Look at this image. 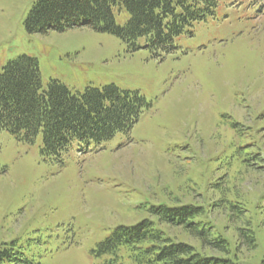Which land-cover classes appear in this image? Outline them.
Masks as SVG:
<instances>
[{
  "label": "rangeland",
  "instance_id": "374dc122",
  "mask_svg": "<svg viewBox=\"0 0 264 264\" xmlns=\"http://www.w3.org/2000/svg\"><path fill=\"white\" fill-rule=\"evenodd\" d=\"M35 1L0 0V73L27 56L44 90L50 80L73 93L115 86L149 108L127 133L75 141L60 160L40 154V135L27 143L1 130L0 248L35 264H132L126 250L118 261L94 251L118 226L149 220L199 254L264 264V0H213L212 13L158 56L85 28L29 34ZM113 14L119 26L128 19ZM221 200L242 206L239 220ZM187 205L209 215L227 253L150 212ZM244 229L254 231L253 249L239 239Z\"/></svg>",
  "mask_w": 264,
  "mask_h": 264
},
{
  "label": "trees",
  "instance_id": "16d2710c",
  "mask_svg": "<svg viewBox=\"0 0 264 264\" xmlns=\"http://www.w3.org/2000/svg\"><path fill=\"white\" fill-rule=\"evenodd\" d=\"M213 5V0H36L24 28L29 34L42 35L90 29L118 38L129 51H137L142 43L158 56L173 51L175 39L183 29L205 19L206 13H212ZM114 9H124L128 14L124 25L116 24ZM148 108L143 96L115 86L86 87L82 93H73L50 80L44 90L37 60L27 56L9 61L0 73V131L27 143L40 135V154L48 159L60 160L75 141L99 145L117 133H127ZM227 201L218 203L229 206L233 215L230 220H239L237 211L242 206ZM202 211L197 205L150 209L160 223L179 227L203 245L227 253L229 240L219 232L211 238L213 226L209 215ZM239 239L248 249L255 247L253 230H240ZM97 246L95 255L114 256L112 261L121 260L118 253L126 250L132 264H241L236 258L199 254L190 245L166 238L149 220L131 227L118 226ZM0 264L35 263L0 248Z\"/></svg>",
  "mask_w": 264,
  "mask_h": 264
}]
</instances>
